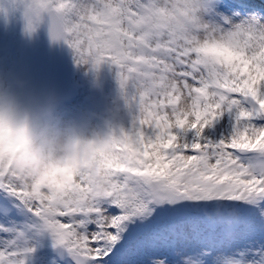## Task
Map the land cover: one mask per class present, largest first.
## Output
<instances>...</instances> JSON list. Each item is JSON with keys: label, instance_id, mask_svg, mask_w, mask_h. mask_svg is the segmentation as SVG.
I'll return each mask as SVG.
<instances>
[{"label": "snow or ice", "instance_id": "snow-or-ice-1", "mask_svg": "<svg viewBox=\"0 0 264 264\" xmlns=\"http://www.w3.org/2000/svg\"><path fill=\"white\" fill-rule=\"evenodd\" d=\"M69 3L77 62L115 65L133 113L123 160L81 179L82 202L0 175V264H264V16L226 0Z\"/></svg>", "mask_w": 264, "mask_h": 264}, {"label": "clouds", "instance_id": "clouds-1", "mask_svg": "<svg viewBox=\"0 0 264 264\" xmlns=\"http://www.w3.org/2000/svg\"><path fill=\"white\" fill-rule=\"evenodd\" d=\"M16 12L26 38L32 39L46 25L50 44H68L64 34L72 23L69 0H0L5 23ZM206 51L218 57L233 55L218 45H206ZM28 87L27 80L0 68V175L8 174L65 202H82L88 193L80 187L81 179L102 176L123 160L117 150L119 133L93 131L85 136L74 126L55 127L51 107L37 105L33 109L26 102Z\"/></svg>", "mask_w": 264, "mask_h": 264}, {"label": "bare ground", "instance_id": "bare-ground-1", "mask_svg": "<svg viewBox=\"0 0 264 264\" xmlns=\"http://www.w3.org/2000/svg\"><path fill=\"white\" fill-rule=\"evenodd\" d=\"M246 14V13H245ZM45 27L41 26L38 32L32 39H28L21 33V21L19 19V13L10 14L8 22L5 23L3 18L2 27L0 29V58L3 59L2 68L5 70H11L17 76H20L26 80L27 75L30 73L33 79L39 75L41 77V84L39 87H32L31 82L28 81V89L26 90V100L34 105L30 107L35 109L37 105L49 106L53 110L55 119L53 124L55 127L64 130L69 126H74L78 133H82L85 136H91L93 131L101 135L114 130L120 133L118 119L116 114L119 111L116 108H120L121 114H123L122 120L125 126H131L132 112H130L128 105L126 104L124 94L119 85L117 76V67L108 62H102L98 67H93L91 63H78L74 50L70 47L69 50V62L71 70V80L74 86V92L69 100L48 101L43 103L40 99L41 92H43L46 86L47 72H48V51L45 44ZM41 43L42 62L40 68L36 65V58L34 57V50L36 53L37 45ZM21 51H25L29 57L28 62L25 61ZM31 66V68H30ZM108 66L111 70V78L116 92L113 94L108 87H102L100 80L101 74H103ZM31 71V72H30ZM34 91L31 92V89ZM107 94V101L109 105L116 110L113 111L109 121L103 123L102 130L98 127L95 120L89 116L90 106L84 102V96H90L94 100L100 99L101 90ZM71 95V94H70ZM79 105L83 110V114L78 113L74 108V105ZM122 110L125 112L123 113ZM127 112V114H126ZM101 114V113H100ZM105 124V125H104Z\"/></svg>", "mask_w": 264, "mask_h": 264}, {"label": "water", "instance_id": "water-1", "mask_svg": "<svg viewBox=\"0 0 264 264\" xmlns=\"http://www.w3.org/2000/svg\"><path fill=\"white\" fill-rule=\"evenodd\" d=\"M47 43L50 52V64L47 77L46 99L58 100L67 97L72 91L68 45L64 41Z\"/></svg>", "mask_w": 264, "mask_h": 264}, {"label": "rangeland", "instance_id": "rangeland-1", "mask_svg": "<svg viewBox=\"0 0 264 264\" xmlns=\"http://www.w3.org/2000/svg\"><path fill=\"white\" fill-rule=\"evenodd\" d=\"M104 74V73H103ZM109 89H110V91H112L113 92V94L116 92V87L114 86V84H113V82H112V78H111V75H110V77H109ZM87 97V101L89 102V101H92V99L90 98V96H86ZM77 107V109H79L78 111H79V113L80 114H83V110L80 108V107H78V106H76ZM122 112L123 113H125L123 110H122ZM126 114H127V112H126ZM122 116H123V114H122ZM128 129H129V126H128Z\"/></svg>", "mask_w": 264, "mask_h": 264}]
</instances>
